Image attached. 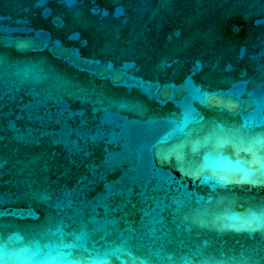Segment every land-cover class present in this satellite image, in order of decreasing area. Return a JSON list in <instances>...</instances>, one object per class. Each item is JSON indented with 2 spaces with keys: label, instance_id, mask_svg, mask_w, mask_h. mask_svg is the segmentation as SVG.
Masks as SVG:
<instances>
[{
  "label": "water",
  "instance_id": "95a60500",
  "mask_svg": "<svg viewBox=\"0 0 264 264\" xmlns=\"http://www.w3.org/2000/svg\"><path fill=\"white\" fill-rule=\"evenodd\" d=\"M0 264H264V0H0Z\"/></svg>",
  "mask_w": 264,
  "mask_h": 264
},
{
  "label": "snow or ice",
  "instance_id": "6c2138e0",
  "mask_svg": "<svg viewBox=\"0 0 264 264\" xmlns=\"http://www.w3.org/2000/svg\"><path fill=\"white\" fill-rule=\"evenodd\" d=\"M198 148H199V145H198V144H193V146H192V150H193L194 152L197 151ZM178 158H180V157L178 156ZM254 182H255V181H254Z\"/></svg>",
  "mask_w": 264,
  "mask_h": 264
}]
</instances>
